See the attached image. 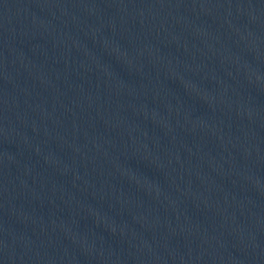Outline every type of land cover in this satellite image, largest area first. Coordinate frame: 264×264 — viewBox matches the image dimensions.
Instances as JSON below:
<instances>
[{
  "label": "water",
  "instance_id": "1",
  "mask_svg": "<svg viewBox=\"0 0 264 264\" xmlns=\"http://www.w3.org/2000/svg\"><path fill=\"white\" fill-rule=\"evenodd\" d=\"M0 264H264V0H0Z\"/></svg>",
  "mask_w": 264,
  "mask_h": 264
}]
</instances>
